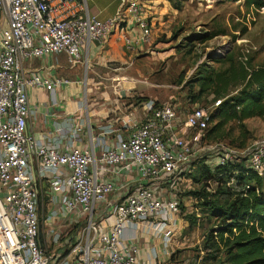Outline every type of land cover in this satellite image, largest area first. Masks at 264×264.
<instances>
[{"label":"built area","instance_id":"1","mask_svg":"<svg viewBox=\"0 0 264 264\" xmlns=\"http://www.w3.org/2000/svg\"><path fill=\"white\" fill-rule=\"evenodd\" d=\"M121 2L129 4L142 40L148 42L143 0ZM0 10L8 17L0 37V264H142L137 248L125 240L127 229L160 239L165 254L172 253L181 215L173 187L192 172L211 113L202 107L184 112L175 103L155 107L150 102L145 119L139 122L127 115L124 129L107 125L94 133L89 124L85 142V124L75 122L68 143L60 140L61 131L36 141L27 134L28 88L53 91L71 82L27 76L24 63L66 54L73 65H84V46H103L117 32L132 48L125 35L126 19L120 11L101 19L90 13L87 0H0ZM233 156L225 149L219 164L227 165ZM244 159L264 178V139L248 147ZM131 173L148 185L126 184V197L112 201L118 190L112 178ZM154 184H172L170 197L156 194ZM58 220H73L75 235L66 244L67 236L56 228ZM50 238L59 253L48 252ZM157 260L153 246L148 264Z\"/></svg>","mask_w":264,"mask_h":264},{"label":"rangeland","instance_id":"2","mask_svg":"<svg viewBox=\"0 0 264 264\" xmlns=\"http://www.w3.org/2000/svg\"><path fill=\"white\" fill-rule=\"evenodd\" d=\"M168 1L173 10L180 8L179 15L172 24V36L160 35L148 49L132 53L128 63H115V67L123 68L122 71L112 72L107 79L95 75L93 81L79 87L81 91L75 105L83 110V114L86 111L91 114L93 121L105 114L106 117L100 124L107 125L114 121V112H121L124 116L138 113L150 102L155 107L175 103L184 112L202 107L212 114L218 107V101L213 95H199V88L195 84L196 78L208 68L221 71L229 67L228 64L211 62L212 58H225L230 55L238 63L251 60L255 67L264 66V7L248 8L244 0ZM93 2L109 13H114L118 7L117 0ZM106 4L108 5L104 6ZM92 5L89 0V8L93 13ZM213 32L224 33L205 42L197 39L198 36L206 37ZM238 89L239 86H234L228 94L232 96ZM105 92L108 95L103 96ZM93 111L96 112L95 115ZM224 136L220 143H203V148L199 149L200 156L211 157L209 161L213 166L218 160V154H214L215 151L207 152L204 147L220 149L222 154L225 149L231 150L234 154L233 161L240 163L245 157V150L264 139V116L249 119L242 125L230 124ZM196 163L195 167L198 166ZM162 186V196L169 198V186ZM175 188L181 204V215L177 221L179 245L174 247L173 253L180 256L177 264H190L191 258L201 246L202 232L197 227H189L188 216L200 218L201 213L196 210L197 200L188 194L199 190L200 186L190 176H183L177 181ZM46 245L49 253H59L60 247L54 246L51 238Z\"/></svg>","mask_w":264,"mask_h":264},{"label":"trees","instance_id":"3","mask_svg":"<svg viewBox=\"0 0 264 264\" xmlns=\"http://www.w3.org/2000/svg\"><path fill=\"white\" fill-rule=\"evenodd\" d=\"M244 1L248 8L264 7V0ZM223 33L197 39L205 42ZM210 61L229 65L221 71L208 68L195 82L199 95H213L221 102L211 114L203 139V143L215 145L225 138L228 125H242L264 116V66L255 67L251 60L238 63L230 55ZM234 86L240 89L230 96L228 92ZM213 151L218 154L214 166L210 156L201 155L193 163L192 172L183 175L200 186L188 194L197 200L196 210L201 213L200 218L188 216L189 227L202 232L201 246L190 264H264V178L250 169L245 159L220 165L222 151ZM179 257L173 253L170 260L177 264Z\"/></svg>","mask_w":264,"mask_h":264},{"label":"crops","instance_id":"4","mask_svg":"<svg viewBox=\"0 0 264 264\" xmlns=\"http://www.w3.org/2000/svg\"><path fill=\"white\" fill-rule=\"evenodd\" d=\"M90 1L93 3V13L89 8L90 13L98 15L101 19H107L114 16L119 11L122 12L127 23L125 35L130 40L132 48L127 45L124 36L117 32L103 46L97 43L85 45L83 48L84 65H73L69 56L66 54L45 56L25 62L24 71L27 76L35 74L43 79L52 80L54 78H62L71 82L69 85L64 84L61 87H56L53 91H48L44 88H28L27 93L31 113L27 121V134L36 141L44 142L45 140L54 138L58 132L61 131L60 140L68 143L71 128L75 125V122L85 124L84 127H82L83 131L81 133V137L85 142L90 138L88 125L91 123L94 133H100L107 125H112L114 128L120 129L123 125V121L127 118L123 113L118 111L114 112V121L107 125H103L100 123L104 121L106 117L105 114L93 121V116H91V114L89 115L87 111L83 114V110L76 107L75 100L77 96L80 95L81 91L79 87H82V85L85 86L89 81H93V79L97 77L95 74H98L100 76L98 78L101 79L109 78L108 76L112 75V72H114L108 68L110 65H115V63H128L132 58V53H138L139 51L148 49L157 41L160 35L165 34L168 37L172 36L174 30L172 24L176 16L179 15L180 10L177 8V10H173L168 0H143L145 17L147 18L149 25L148 29L150 31V40L145 42L142 40L143 31L131 10L128 8L129 4H124L121 0H117V10L114 13L111 11L109 13V11L97 7L93 0ZM87 2L89 6V0H87ZM107 5L108 4L104 6ZM7 27L8 17L4 11L0 10V37ZM87 65H89L90 70H87ZM102 95L106 96L108 93L105 92ZM93 113L94 115L96 114L95 111H93ZM132 115H134L137 121L141 122L145 119L147 112H145V107H143V111L138 113L133 112ZM121 129L124 128L122 127ZM105 181L107 180L105 179ZM112 182L118 189L116 193L111 196L112 201H122L126 197L122 190L123 186L126 184L135 185L143 182L145 185H148L146 181H143L134 173L122 174L119 177L112 178ZM170 182L172 183L173 180H170ZM171 185H168L169 188ZM162 187L163 186L159 184H154L156 194L162 195ZM173 189L175 190L176 188L173 187ZM72 221H56L57 230L62 231L63 234L67 236L64 240L65 244L75 235V228H72L75 226L71 223ZM62 229H66L64 230L65 232ZM125 240L131 246L137 248L136 257L142 264H148V258L152 254L153 246L158 252V260L155 264H175L172 263L170 259L174 252V247L179 245L177 241L173 246L172 253L165 254L162 241L145 232L127 229L125 232Z\"/></svg>","mask_w":264,"mask_h":264}]
</instances>
